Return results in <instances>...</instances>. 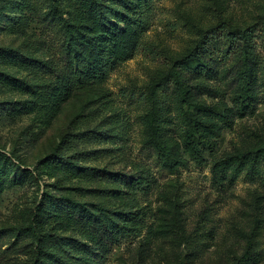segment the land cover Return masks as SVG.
Returning <instances> with one entry per match:
<instances>
[{"label": "rangeland", "instance_id": "374dc122", "mask_svg": "<svg viewBox=\"0 0 264 264\" xmlns=\"http://www.w3.org/2000/svg\"><path fill=\"white\" fill-rule=\"evenodd\" d=\"M98 1L103 18L91 0H57L70 44L51 0H0V71L14 76H0V264H264V0ZM251 28L246 58L230 38ZM212 32L201 69L181 67ZM86 59L108 72L82 80ZM244 62L254 99L241 112ZM196 120L217 132L205 131L202 163ZM233 156L236 177L214 171ZM39 205L41 253L29 228ZM102 220L124 233L102 241Z\"/></svg>", "mask_w": 264, "mask_h": 264}, {"label": "trees", "instance_id": "16d2710c", "mask_svg": "<svg viewBox=\"0 0 264 264\" xmlns=\"http://www.w3.org/2000/svg\"><path fill=\"white\" fill-rule=\"evenodd\" d=\"M98 12L101 18L104 17V8L103 5L98 1V0H91ZM51 7L53 9V11L57 12L58 15L61 17V19L64 22V27L66 29V34H67V38L69 43H72V39H73V31H72V26L70 25V22H68V20L66 19L63 11L61 10V8L58 6L57 0H51ZM127 19L131 22V23H137L138 25L137 30H139L142 26L140 23V20L134 18V16H128L126 15ZM256 26H262L260 24H257ZM257 29H249L246 30L245 32L241 33V32H235L231 34V40H230V47L231 48H237L238 51H242V53L244 54V56L246 58H248L249 54H250V49H253L251 46L254 44V38L255 35L258 33ZM128 37H132L133 38V34H128ZM211 38V40H210ZM217 34H215V32L211 33V36L206 35L203 40L198 44V46L191 52V54L189 56H187L180 64L181 67L187 68V69H195L196 71H199L201 69V64H202V58L201 59H197V56L199 54V51L201 49V51H203L204 53H209L211 52V50H207V48L209 47V45H211V42L213 40H216ZM109 39V38H108ZM248 39V42H246V40ZM109 41H111L109 39ZM244 41V44L241 45V43ZM243 46V47H240ZM107 47V46H106ZM110 48V47H109ZM108 48V49H109ZM128 48L131 50L132 46H128ZM111 51H115L114 50V46H111ZM90 54L95 55L97 54V49H91L90 50ZM115 60H113V54L110 53L109 50H107V53L104 56V62H106L108 65L113 64L115 66L117 58L119 57V53L115 51ZM129 54L126 53L124 54V56H128ZM192 57H194L192 59ZM85 64H87V59L84 62ZM98 66V68H97ZM97 66L95 68H97V71H93L94 69L91 70L92 68V63L88 62L87 66H86V71L81 70L80 73L82 72V76L81 79L83 80V78L86 79H90V80H94V79H100L102 77V74L104 75L105 73L108 72V70L101 64V62H97ZM243 82L245 83V93H243V96H241V103L245 106L241 109V112H245L247 109V107H251V102L254 99V94H253V90L250 87V82H249V71H250V66L248 64V62H244L243 64ZM84 69V70H85ZM204 71L209 72L210 69L208 68V66H205ZM0 76L3 78H7V79H14V76L11 73L8 72H4V71H0ZM18 81H20L21 83H23V85L30 87V88H35L36 84L29 82L28 80L25 79H19ZM216 111L214 110V112L217 114L218 117H220L221 119H223L226 122H229L230 118L229 115L224 114L222 111L218 110L217 108H215ZM191 129H192V133L190 134V141H189V145L191 147V151H192V157L193 159L198 162V163H202L204 162V148L207 147L208 149H210L211 151L213 150V145L214 143L211 142L210 140H208L207 138V133L205 131H208L210 133H217L215 130V125L211 122H207V121H203V120H196L195 123L193 124V126L191 125ZM64 141V140H62ZM58 148H56V150L54 152H52L51 154H49L46 158H50V157H57V158H61L60 156L57 155V151ZM260 153L262 155H264V148H262L260 150ZM65 161H67L71 166L77 168V169H81L82 167L80 166V164L77 162V157L72 156L69 157L67 159H65ZM234 166V172H233V177H236L243 169L244 166V162L241 158L237 157V156H233L230 158H226L223 159L221 161H218L215 166H214V171H220V172H225L227 171V169H229L230 167ZM105 171V170H103ZM104 176H115L116 174H113L111 172H103ZM122 179L124 181H126L127 184L131 185L132 183H135V185H139V181H135V179H131L128 178L127 176H122ZM128 179V180H126ZM142 180H148L147 177L143 176L141 177ZM141 180V181H142ZM135 181V182H134ZM138 187V186H137ZM51 199L53 201L55 200H59V199H64L63 197H59V196H51ZM81 205V204H80ZM82 206H84L82 204ZM41 206H37L35 209V213L33 215V219L32 222L29 226V228L34 229L35 233H36V243L38 245V253L43 252L42 250V246H41V234L40 231L38 229V219H39V211H40ZM129 219H132V221L134 219H136L137 214L136 213H129L128 214ZM113 226H109L106 221L102 220L101 221V225H102V231H100L101 234V239L102 241H105L108 243L109 238L108 237H113L115 232H123L125 230L124 224H120V223H113ZM106 243V244H107ZM99 252L105 254L107 249L106 247L103 245V247L98 249Z\"/></svg>", "mask_w": 264, "mask_h": 264}]
</instances>
